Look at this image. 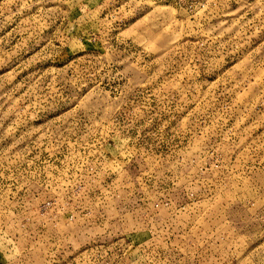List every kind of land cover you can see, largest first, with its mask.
<instances>
[{
  "label": "rangeland",
  "instance_id": "rangeland-1",
  "mask_svg": "<svg viewBox=\"0 0 264 264\" xmlns=\"http://www.w3.org/2000/svg\"><path fill=\"white\" fill-rule=\"evenodd\" d=\"M0 264H264V0H0Z\"/></svg>",
  "mask_w": 264,
  "mask_h": 264
}]
</instances>
